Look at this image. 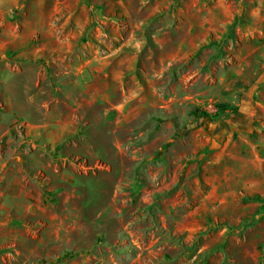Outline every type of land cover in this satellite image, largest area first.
<instances>
[{
    "label": "rangeland",
    "instance_id": "1",
    "mask_svg": "<svg viewBox=\"0 0 264 264\" xmlns=\"http://www.w3.org/2000/svg\"><path fill=\"white\" fill-rule=\"evenodd\" d=\"M3 1L0 264H264V0Z\"/></svg>",
    "mask_w": 264,
    "mask_h": 264
},
{
    "label": "crops",
    "instance_id": "2",
    "mask_svg": "<svg viewBox=\"0 0 264 264\" xmlns=\"http://www.w3.org/2000/svg\"><path fill=\"white\" fill-rule=\"evenodd\" d=\"M45 2V4H43V2ZM49 0H30V12H29V15L32 16V13L34 14V18L36 19H31V23L30 25H27L26 23H24V26L25 27H28L29 26V30L31 31H50L48 30V24L46 23L45 25H41V23H38V16H42V17H47L48 15L51 17L54 15L55 13V10L56 12L59 11V9H53V8H50L49 5L47 4ZM78 1V4H80L82 1L85 2V0H77ZM95 4H98L100 3L101 1H105L107 5H109V11L111 12H114L113 11V6H111L113 3H115L117 0H93ZM3 0H0V15L3 16L5 14V8L3 6ZM45 5V6H44ZM33 9H36L33 11ZM141 9H143L141 7ZM17 27L15 28H12V31H19L16 29ZM11 31V30H10ZM4 33L3 32V46L4 45H7V44H10L11 46L13 47H19V42H22V41H19V35L18 34H12L10 35L7 39L4 38ZM21 46V45H20ZM0 82H5L3 81V79L0 80ZM0 111H2V108L0 109Z\"/></svg>",
    "mask_w": 264,
    "mask_h": 264
},
{
    "label": "trees",
    "instance_id": "3",
    "mask_svg": "<svg viewBox=\"0 0 264 264\" xmlns=\"http://www.w3.org/2000/svg\"><path fill=\"white\" fill-rule=\"evenodd\" d=\"M205 46H203V48H204ZM235 112H237V110L235 111ZM170 144V143H169ZM169 144H167V146L169 145Z\"/></svg>",
    "mask_w": 264,
    "mask_h": 264
}]
</instances>
